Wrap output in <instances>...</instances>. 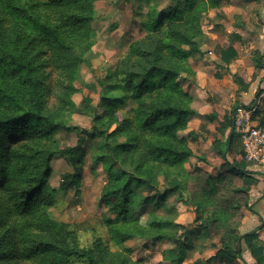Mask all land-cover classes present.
Returning a JSON list of instances; mask_svg holds the SVG:
<instances>
[{
  "label": "trees",
  "instance_id": "16d2710c",
  "mask_svg": "<svg viewBox=\"0 0 264 264\" xmlns=\"http://www.w3.org/2000/svg\"><path fill=\"white\" fill-rule=\"evenodd\" d=\"M93 2L0 0V264H138L121 251L110 250L101 239L81 247L76 230L48 214L53 160L62 158L72 167L61 174L59 191L78 192L82 178L86 156L82 143L89 131L67 125L72 113L92 116V129L100 138L97 147L103 150L95 159L108 174L101 196L116 199V217L107 224L111 241L118 245L133 237L169 239L173 246L162 262L182 264L194 240L217 233L219 248L212 257L239 264L244 241L256 264H264V245L257 232L238 231L240 206L248 204L257 179L243 160L226 161V170L218 173L196 164L188 169L192 157L206 162L191 149L189 139L209 131L201 124L200 132L179 135L197 112L178 77L191 73L189 57L202 54V13L219 7L222 0H172L165 10L149 3L141 18L144 34L98 80L106 111L96 117L89 95L78 105L71 99L96 37ZM218 52L226 64L237 55L232 45ZM255 66L262 67L260 55ZM234 80L238 91L247 90L242 77ZM127 101L131 107L121 115ZM259 108L254 116L260 115L258 124L264 126V106ZM235 110L233 106L216 127L220 134L229 129L226 138L215 135L211 143L224 160L233 153L236 139L241 144L233 130ZM216 116L212 112L204 118L211 122ZM104 124L115 127L107 132ZM57 129L77 131L78 143L62 146L53 138ZM140 189L145 190L144 197L138 196ZM173 193L180 200L184 193L189 195L195 205L191 225L166 217L139 220L145 204L155 211Z\"/></svg>",
  "mask_w": 264,
  "mask_h": 264
},
{
  "label": "rangeland",
  "instance_id": "374dc122",
  "mask_svg": "<svg viewBox=\"0 0 264 264\" xmlns=\"http://www.w3.org/2000/svg\"><path fill=\"white\" fill-rule=\"evenodd\" d=\"M149 3H155L158 10H165L172 3V0H94L93 2L94 18L92 27L96 30V37L89 52V64L87 66L82 64L79 69V76L74 81L75 90L71 99L75 105H78L83 96L89 95L92 99L91 105L97 107L95 117L102 116L106 111L101 100L103 90L99 86L98 80L102 79L108 70L113 69L118 58L127 51L129 44L144 34L141 27V18L148 11ZM222 3V7L225 6L226 10L217 7L209 8L202 13L201 27L204 33L202 46L205 44V54L211 59V55H208V51L211 49L209 44L211 31H215L216 39L224 45H227L228 41H237L235 42L238 51L237 59H241V62L238 61V64L233 65L232 68H235V70L230 71L229 74L236 85L234 76H240V71H246V75L243 76L248 79V81H245L244 77L241 76L244 82L248 84V93L244 94L245 100L242 101L231 96L221 103L220 112L223 119L225 116H229L233 106L238 107L239 104H249L258 97L261 98L260 108L264 105V87H259L264 84L262 57H260V64L263 67L255 66V59L261 51H264V0H222ZM190 58L192 57L187 59L188 64L191 62ZM246 69H253V72L249 75ZM187 78L189 76L185 72L178 77L184 90H187ZM50 103L53 104L54 102L50 101ZM130 107L131 102L127 101L119 112L124 115ZM200 118L205 122L203 124L205 127L211 125L212 130H214L216 123H210L204 118V115ZM260 118V115L254 116L256 124L260 122ZM66 123L76 127L78 131L81 129L89 131L85 134L82 143V146L86 149L82 178L78 192L75 189L59 191L58 183L61 174L72 171V167L62 158L53 160L52 172L48 180L50 192L48 199L51 201L48 214L75 229L81 247H89L96 239H101L109 246L110 250L121 251L138 264H168L162 261L167 250L173 246V242L169 239L152 240L148 237H133L118 245L109 239L107 224L109 220L116 217L117 212L113 209V203L116 199L114 197L104 199L101 196L102 188L108 181V174L102 162L95 159L98 154L102 153L103 149L97 147L100 138L92 129V116L72 113ZM110 125L104 124L102 127L110 132L115 127L114 124ZM196 127L197 123L191 122L185 130L179 132V135H185L188 129H197ZM228 131L229 129L223 134L216 133L219 134L221 139H225ZM234 134L239 138L235 131ZM53 138L61 142L62 146L75 145L79 141L77 131L66 132L65 129L55 130ZM212 138L213 136L210 134L207 141H191L192 149L196 154L205 156L206 162H198L196 158H191L186 163V167L191 169L199 163L204 170L218 173L226 170V161L232 163L243 160L247 170L250 171V175L258 182L251 186L248 193V206L244 204L240 206L242 219L238 231L240 234H246L244 232L248 230V232H257V235L261 236L257 240L264 245V217L259 218L256 214L264 212V202L261 201V198L264 197V164L246 161L242 145L238 142V139L233 143V153L229 152L226 160H224L210 144ZM235 183L238 184L239 180L236 179ZM145 195V190L140 189L138 191V196L144 197ZM188 198L189 195L187 197L185 193L181 200L178 193L170 194L166 201L155 211L151 210L150 205L145 204L143 206L144 211L139 215V220L144 223L154 217H166L172 218L177 223L191 225L195 215V205L189 202ZM245 213L249 218L245 220V223H247L245 227L243 225V229L240 230ZM219 242L220 236L217 233H214L210 238L205 237L194 240V248L188 252L182 264H225L222 260L212 257L219 248ZM244 247L245 252L241 253L239 258L240 264H247V259L252 261L249 264H254L246 246ZM209 258L211 259L209 260Z\"/></svg>",
  "mask_w": 264,
  "mask_h": 264
},
{
  "label": "crops",
  "instance_id": "0c3cea01",
  "mask_svg": "<svg viewBox=\"0 0 264 264\" xmlns=\"http://www.w3.org/2000/svg\"><path fill=\"white\" fill-rule=\"evenodd\" d=\"M222 6H223V3H221L219 7H222ZM222 8H223L222 10H226L225 6ZM216 38H217V35L215 31H211L209 35V44L211 46V49L208 51V55H211V59L213 61L208 58L207 54H205V44L201 46V51H202L201 55L193 56L192 58H190L191 62L189 66L191 69V73L188 74L189 78H187L186 86H187V90L190 92V94L193 97L192 107L196 110L197 115L189 119L188 126L191 122H196L197 129H188V131L195 130V131L200 132L201 124H205V122L202 121V119L200 118V117H203V115H206L212 112L216 113L217 115L216 119L210 122V123H216V125L214 126V130H212L211 125H206V128L209 130V132L208 133L204 132L203 134L201 132L200 136L197 139H194V140L189 139L190 147H191V141H194V142L207 141V138L209 137L210 134L212 136L216 135L218 138L221 139L219 134L216 133L217 132L216 127L219 124V121L223 120L222 119L223 115H221V112H220L221 107H222L221 103L226 101V99L230 98L231 96H233V98L237 97L243 101L245 100L244 94L248 93L247 92L248 90H241L238 92V86L233 82L231 75L229 74L230 71L235 70V68H232V66L235 64H238L237 63L238 61L241 62V59L239 58L237 59L238 51H237V47L235 44V42L237 41H234V42L225 41L227 42V45H224L220 43ZM228 45H232V47L236 50L237 55L234 60L226 64L221 60L220 53L218 52V50L221 47H226ZM259 55L260 57H262L263 64H264V51L263 52L261 51ZM246 70H248L249 75L253 72V69H246ZM246 73L247 72L244 70L240 71V77L243 75L245 76ZM244 80L248 81L246 77H244ZM261 86L264 87V84L260 85L259 87L261 88ZM197 165L201 166L199 163ZM261 201L264 202V197L261 198ZM256 214L258 215L259 218L264 217V212H260ZM248 218L249 216L246 215L245 213V217L242 220V225H241L240 230L243 229V225L245 227V225L247 224L245 223V220H248ZM248 231L244 233H248ZM258 238H261V236L259 235ZM244 246H246V249L251 259H253L254 264H256L254 257L252 256L249 248L247 247L245 243H242L241 253L245 252ZM246 262L247 264H249V262H252V261L247 259Z\"/></svg>",
  "mask_w": 264,
  "mask_h": 264
},
{
  "label": "built area",
  "instance_id": "2783aa9c",
  "mask_svg": "<svg viewBox=\"0 0 264 264\" xmlns=\"http://www.w3.org/2000/svg\"><path fill=\"white\" fill-rule=\"evenodd\" d=\"M261 98L249 104H239L233 115V130L239 137L246 161L264 164V126L256 124L254 113Z\"/></svg>",
  "mask_w": 264,
  "mask_h": 264
}]
</instances>
